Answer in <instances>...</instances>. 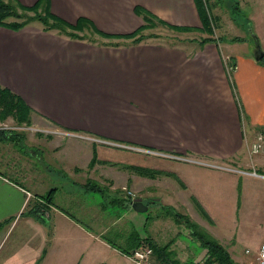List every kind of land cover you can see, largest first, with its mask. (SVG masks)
<instances>
[{
    "label": "crops",
    "instance_id": "crops-1",
    "mask_svg": "<svg viewBox=\"0 0 264 264\" xmlns=\"http://www.w3.org/2000/svg\"><path fill=\"white\" fill-rule=\"evenodd\" d=\"M17 1L26 6L39 2L41 10L70 24L84 17L113 35L131 33L142 24L135 6L171 24L201 26L195 0ZM208 1L210 7L218 6L219 0ZM234 2L239 9L245 0ZM114 41L119 46L69 39L34 24L19 31L0 26V86L29 108L30 125L35 127L215 160L240 171L211 169L71 135L49 138L52 135L24 128V123L14 125L0 137L4 146L0 264H119L128 259L127 252L100 236L119 219H98L94 206L69 199V205L99 226L93 230L54 200L62 191L112 194L116 187H127L136 197L147 199L148 206L163 205L177 224L185 221L178 217H184L197 228L205 227L234 261L257 264L256 254L264 242V153L251 154L250 148L258 135L264 142V63L254 58L255 44L247 43L239 54L222 50L214 40L201 45L197 39L173 45ZM8 119L12 118L3 121ZM22 141L25 151L15 146ZM67 179H73L74 186L65 185ZM91 184L102 185V190ZM32 199L39 214L30 210L26 229L28 233L36 229L37 236L8 243L5 237L14 221L10 217ZM4 206L13 208L2 212ZM34 218L54 221L53 232L34 223ZM163 224L155 231L163 244L152 235L138 239V247L153 244L155 262L191 264L205 258V248L186 222L192 239L204 250L201 255L183 239L167 240L170 228L177 235L181 231L172 223Z\"/></svg>",
    "mask_w": 264,
    "mask_h": 264
},
{
    "label": "rangeland",
    "instance_id": "rangeland-1",
    "mask_svg": "<svg viewBox=\"0 0 264 264\" xmlns=\"http://www.w3.org/2000/svg\"><path fill=\"white\" fill-rule=\"evenodd\" d=\"M215 4H217L218 6H215V8L210 7L209 1L205 0V5L209 8V12L211 13L212 19L216 21V24H211L212 26L210 30H205L201 25L198 28L194 27V29H191L189 32L177 33L175 31H171L162 27H157L152 29V31L158 33V35H161L162 38L158 40H153L151 38L149 41L155 42V40H157L158 42L165 44H185V42L189 40L197 39V41L199 42L203 38L210 37L213 38L212 40L216 41L217 44H220L219 47L222 50H233L234 52L242 54L246 51L247 43L251 42L254 47V38H257L261 49L263 48L264 24L263 22H261V20L262 18H264V2L262 0H256L255 4L253 0H245L244 5L239 9L234 8L237 7V3H235L234 0H219L215 2ZM39 12L43 13L44 11L39 8ZM225 15L227 16V19L224 18ZM33 24L37 26L40 25L39 23L35 22ZM189 27L193 28V26ZM86 32L87 34H89L90 31ZM86 35L84 34V36ZM93 36L98 39L96 35ZM177 38L180 41L176 40ZM111 41L115 42L114 39H112ZM0 122H5L8 126L18 125L16 124L14 119H8L6 121L0 120ZM31 122L32 121H30L29 124H26V126L35 127L33 125H30ZM50 130H54V128H50ZM61 131L64 130L62 129ZM49 135H52L49 138H52L53 136H64L60 133H47L44 136ZM15 146L19 151H25V147L27 149L25 141L17 142L15 143ZM2 147L4 146L0 144V152L4 149ZM72 184H75L73 183V179H67L65 181V185L67 186H74ZM94 185H97L95 188L98 191L102 190V185ZM105 187L107 186L105 185ZM127 189V187L125 190H123V188L120 189V187H116L113 189L112 194L105 192L102 193L104 195L100 193L91 194L90 192L80 193L78 191H75L74 194H68L66 191H62L55 197L54 200L57 204L61 205L62 208H64L67 212L72 214V216H74V218L78 220V222L88 225L93 230H96L99 226H97L94 221L90 222L88 219H86L84 214H82L75 206L69 205L67 203L69 199L74 197V199L76 200H82L85 201L88 205L94 206L95 210L93 213L97 214L98 219H100L101 216H103L106 221L112 219H119L117 223L113 224L112 226H110L109 224L106 230L102 233V235H100L101 238L104 239L106 242L119 249H130V246L132 244H135L137 239H142L143 237H148L150 235L154 236L157 242L163 244L161 243L163 242L161 237L159 236V234H156L155 231L157 230L158 225H164L163 223H172L176 225L175 229L180 230L181 233L178 235L177 231L171 233L170 228L169 232L166 231L165 233V237L167 238V240L169 238L172 239V237H175L178 240L180 238L187 241L188 246L192 247L195 253L198 252L201 255L204 252V250L199 246V243L196 240L192 239V236L189 233V229L186 227V225H184V221L182 222V224L175 223L174 218L170 215L168 209L166 210L163 205L157 206L155 204L150 203L147 210L142 213L136 212L133 209H128L126 206L128 205L130 198L129 195L126 194ZM117 191H124L125 194L118 195L116 194L118 193ZM39 203L42 204V202ZM33 205L34 201L32 199L29 205L22 208V210L16 217H10L14 218V221L11 229L5 237L6 239L8 236V243L19 242L21 240L26 239V236L30 237V235L32 236V239L33 237L37 236L38 232L36 231V229L31 231V233H28V230L26 229V226L29 223V221H27V218L29 217L31 207ZM11 207L13 208V206H4L2 207L1 211L6 212L8 210H11ZM175 210L184 215H187L185 211L181 208H175ZM33 222L46 227L48 232H53L51 227L55 222L51 219L49 221L47 219H44V221L41 219H35V221ZM8 223L11 224L10 222ZM8 223L4 222V226L9 225ZM199 226L200 228H198V230L202 232L207 231L205 227L201 225ZM93 232L96 233V231ZM187 237H189V239H187ZM98 262L101 263L100 258ZM119 264L135 263L130 258H128L123 259L119 262Z\"/></svg>",
    "mask_w": 264,
    "mask_h": 264
},
{
    "label": "trees",
    "instance_id": "trees-1",
    "mask_svg": "<svg viewBox=\"0 0 264 264\" xmlns=\"http://www.w3.org/2000/svg\"><path fill=\"white\" fill-rule=\"evenodd\" d=\"M195 4L201 25L205 30H210L212 26L211 24H216V21L212 19L209 8L205 5V0H195ZM39 8L41 9L39 2L31 6H26L19 3L17 0H0V26L14 31H19L27 25H33L35 22L40 24L39 26L43 31L54 32L69 39L83 40L100 46H119V43L111 41L114 38L127 39L130 41L129 44L132 45L145 42L151 38L153 40H158L161 39L162 36L152 31V29L157 27H162L177 33L189 32L191 29H194V27L192 28L189 26L171 24L149 12L144 7L135 6L134 11L141 17L143 21L142 24L131 33L113 35L97 29L91 21L84 17H79L75 24H70L57 15L51 13L49 10H45L43 13H40ZM86 31H90L89 34H87ZM84 34L87 35L84 36ZM93 35H96L98 39ZM212 39L213 38L210 37L203 38L199 41V44L201 45L206 42H210ZM157 40H155V42H158ZM176 40L179 39L177 38ZM168 45L173 44L170 43ZM259 61L264 63V55L261 59H259ZM7 117L14 119L18 125L22 123H30L29 108L16 94L11 92L9 89L0 86V120L3 121ZM1 135H4V130H0V137H2ZM96 186L97 185H94L92 187ZM47 197L45 198L47 199ZM31 209L34 214H39L37 213L39 210L38 208L31 207ZM178 219L181 221L184 219V222L188 225L187 227L193 229L192 233L195 239L198 240L201 246L206 250L205 262L207 264H240L231 258L225 246L218 240L207 233L198 230L195 224L191 223L184 217H178ZM138 242L139 240L137 239L136 243L131 246V249H118L130 254V250H132L133 247H138L141 244V241L139 243ZM150 246L153 247V244L150 243Z\"/></svg>",
    "mask_w": 264,
    "mask_h": 264
},
{
    "label": "built area",
    "instance_id": "built-area-1",
    "mask_svg": "<svg viewBox=\"0 0 264 264\" xmlns=\"http://www.w3.org/2000/svg\"><path fill=\"white\" fill-rule=\"evenodd\" d=\"M15 126H8L5 122H0V130L4 131H11L15 129ZM24 128L26 129H33L35 132H42V133H54V134H62V135H71V136H76L78 138H81L83 140H88L112 147H117V148H122V149H129L132 151H141L145 152L147 154H152V155H158L162 157H167V158H173L177 159L179 161L187 162V163H192L195 165L211 168V169H216V170H222V171H229V172H235V171H240L236 169L233 166H230L228 164L218 162L215 160H205V159H200V158H194V157H189V156H176L173 154H168V153H161L155 150L139 147L136 145H129V144H124V143H119L115 141H110L106 139H102L93 135L85 134V133H71V132H66V131H61L58 128H54V130H50V128H40V127H30V126H25ZM250 153L255 154V153H264V142H263V137L261 135L257 136V139L254 143L251 144L250 148ZM125 190L126 188L123 187ZM29 194V193H27ZM127 195H129V201H131L133 198L136 197V195L130 191L127 190ZM152 254H153V249L152 247L148 245H143L140 247H137L133 249L130 254L129 258L135 263V264H159L155 262L152 259ZM256 262L257 264H264V242L261 243V245L258 248L257 254H256ZM169 264V263H165ZM189 264V263H188ZM191 264H207L205 262V258L191 263Z\"/></svg>",
    "mask_w": 264,
    "mask_h": 264
},
{
    "label": "water",
    "instance_id": "water-1",
    "mask_svg": "<svg viewBox=\"0 0 264 264\" xmlns=\"http://www.w3.org/2000/svg\"><path fill=\"white\" fill-rule=\"evenodd\" d=\"M255 41V46H256V51L254 52V58L256 60H259L263 57L264 51L261 49V46L257 40V38H254ZM148 203L149 201L145 198L142 197H135L131 201L128 202V205L135 210L136 212H144L148 208Z\"/></svg>",
    "mask_w": 264,
    "mask_h": 264
}]
</instances>
